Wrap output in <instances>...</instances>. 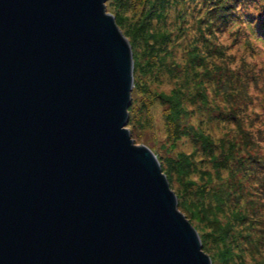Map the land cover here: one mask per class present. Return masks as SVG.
<instances>
[{
    "label": "water",
    "instance_id": "1",
    "mask_svg": "<svg viewBox=\"0 0 264 264\" xmlns=\"http://www.w3.org/2000/svg\"><path fill=\"white\" fill-rule=\"evenodd\" d=\"M106 0H0V264H211L126 128Z\"/></svg>",
    "mask_w": 264,
    "mask_h": 264
},
{
    "label": "trees",
    "instance_id": "2",
    "mask_svg": "<svg viewBox=\"0 0 264 264\" xmlns=\"http://www.w3.org/2000/svg\"><path fill=\"white\" fill-rule=\"evenodd\" d=\"M112 1L108 10L133 51L131 137L149 107L141 100L151 95L143 79L182 71L174 90L154 100L164 108L173 150L188 138L192 153H154L161 171L186 220L210 230L200 229V238L212 264L245 262L247 254L264 264V0ZM200 5L206 10L198 17ZM168 20L181 27L194 21L199 30L184 67L167 63Z\"/></svg>",
    "mask_w": 264,
    "mask_h": 264
},
{
    "label": "rangeland",
    "instance_id": "3",
    "mask_svg": "<svg viewBox=\"0 0 264 264\" xmlns=\"http://www.w3.org/2000/svg\"><path fill=\"white\" fill-rule=\"evenodd\" d=\"M109 2L115 5L112 0H106L105 3L106 12L113 16V14L108 10L107 7ZM198 2L200 1L198 0ZM200 8L202 12L198 13V17L203 16L204 10H206V8L202 7V5H200L199 9ZM181 20H183V18ZM181 20L176 21L174 23L172 20H168V23H170L171 26L170 29L173 32L172 37L170 38L172 42L169 44V49L171 54L170 57H168L169 60L167 61V63L170 64V66L174 65L176 67L177 66L184 67L186 65L188 60V56H187L188 51L186 49H188L189 47H190L189 49H191V47H193L192 45H194L195 42L194 43L192 42L193 44H191V41L192 40L195 41V38L199 32V30H197V27L195 26L194 21H191L190 25H185L181 27ZM201 45L203 46V43H201ZM203 50L204 47L201 48V51ZM132 56H133V51H132ZM260 59L261 62L264 61V55H262ZM210 64L216 66L219 65L218 61H216L215 59H210ZM133 66H134V60H133ZM165 72H163L160 76L158 75L159 73L158 74L155 73L154 74L155 77L152 78L153 80L147 79L146 81L145 79H143V82L148 83V89L150 90L151 95L149 94L148 96H146L145 94L142 93L141 100H143L144 102L147 101L148 102L147 105H149V107L148 109H144L146 110V112H143L142 114L140 113L141 115L139 116L141 120L136 119L135 128L132 133L133 137H131V139L133 140L135 145L146 146L153 153H157V155H160L162 158H167V157L175 158L176 153L179 152H184L189 154L192 153V147L190 145L189 139L186 138V139H182V141L178 144L176 150L175 149L173 150L174 147L172 146L171 139L168 136L167 128L164 121V108L160 105V103L157 100H154L155 97L158 95L161 94L169 95L171 91L174 90L178 77L182 76L181 74L182 71L176 72V74L175 73L170 74L167 71ZM133 79H134V69H133ZM133 86H134V82H133ZM131 101H132V97H131ZM144 110H141V112ZM196 119L198 122V115ZM196 119L195 118L191 119L193 124H196L195 122ZM127 129L129 130L130 127ZM213 132L212 134L216 138L221 137L223 134V131L220 132L218 129L213 130ZM262 156L264 157V153L262 154ZM190 224L197 232L200 242H201L200 231L205 230L208 233L210 232V230L204 228L203 226L202 227L204 229L200 228L201 230L200 229L197 230L195 227L197 228L199 227L194 222H190ZM204 254H206L211 260L209 254L205 252ZM242 260L243 258L241 259L237 258L236 261L234 260L235 263L233 262L230 264H256V261L254 259H251V257H249V254L245 256L244 259L245 262H242ZM211 264H212V260H211Z\"/></svg>",
    "mask_w": 264,
    "mask_h": 264
}]
</instances>
